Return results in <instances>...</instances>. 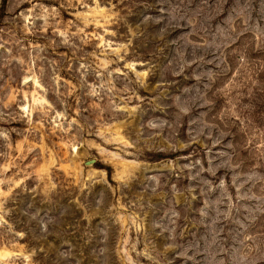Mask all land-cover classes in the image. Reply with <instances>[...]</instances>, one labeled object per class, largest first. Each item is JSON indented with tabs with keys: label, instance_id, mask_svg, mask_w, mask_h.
Wrapping results in <instances>:
<instances>
[{
	"label": "rangeland",
	"instance_id": "obj_1",
	"mask_svg": "<svg viewBox=\"0 0 264 264\" xmlns=\"http://www.w3.org/2000/svg\"><path fill=\"white\" fill-rule=\"evenodd\" d=\"M0 264H264V0H0Z\"/></svg>",
	"mask_w": 264,
	"mask_h": 264
},
{
	"label": "water",
	"instance_id": "obj_2",
	"mask_svg": "<svg viewBox=\"0 0 264 264\" xmlns=\"http://www.w3.org/2000/svg\"><path fill=\"white\" fill-rule=\"evenodd\" d=\"M94 161H95L94 159H90V160H88V161H85V164H86V165L93 164Z\"/></svg>",
	"mask_w": 264,
	"mask_h": 264
}]
</instances>
